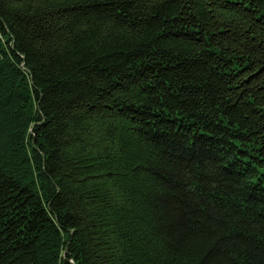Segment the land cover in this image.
Masks as SVG:
<instances>
[{"label": "trees", "instance_id": "trees-1", "mask_svg": "<svg viewBox=\"0 0 264 264\" xmlns=\"http://www.w3.org/2000/svg\"><path fill=\"white\" fill-rule=\"evenodd\" d=\"M0 264H264V0H0Z\"/></svg>", "mask_w": 264, "mask_h": 264}]
</instances>
